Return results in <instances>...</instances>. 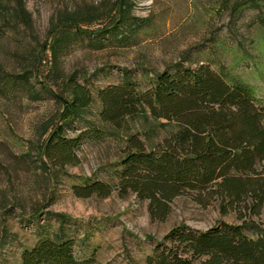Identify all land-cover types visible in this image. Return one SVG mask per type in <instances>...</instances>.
Returning <instances> with one entry per match:
<instances>
[{
	"label": "rangeland",
	"instance_id": "1",
	"mask_svg": "<svg viewBox=\"0 0 264 264\" xmlns=\"http://www.w3.org/2000/svg\"><path fill=\"white\" fill-rule=\"evenodd\" d=\"M114 1L23 0L30 26H17L0 17V66L13 72L36 68L33 81L38 89L44 75L53 76L46 48L55 32L57 14L73 10L105 14L114 8ZM241 2L130 0L133 15L144 23L130 41L109 40L100 49H91L83 41L74 43L59 59V75L77 71L88 78L80 81L92 93L93 119L100 110L97 89L120 82L124 69L145 88L156 72L176 62L194 65L202 60L217 69L224 67L251 84L264 101V27L260 19L264 20V4L241 7ZM103 23L96 21L91 27ZM49 86L61 99L67 97L62 85ZM61 113L65 108L53 98L34 99L22 90L0 91V264H20L22 248L36 242L42 225L56 226L47 219V212L69 217L66 228L76 237V255L94 256L100 264H146L155 241L180 222L200 230L219 220L250 221L264 228V195L262 206L253 211L255 198L249 191L237 199L224 191H186L170 201L164 219L151 217L147 200L120 192L113 164L123 155L128 134L146 138L147 127L135 120L105 125L103 139L85 141L75 151V164L55 172L47 163L45 171L39 134ZM81 127L83 123L67 127L66 135L73 136ZM149 134L157 140L159 130ZM255 169L254 175L264 183V161ZM87 177L109 182L113 191L106 197L75 195L71 185Z\"/></svg>",
	"mask_w": 264,
	"mask_h": 264
},
{
	"label": "trees",
	"instance_id": "2",
	"mask_svg": "<svg viewBox=\"0 0 264 264\" xmlns=\"http://www.w3.org/2000/svg\"><path fill=\"white\" fill-rule=\"evenodd\" d=\"M130 0H115L108 13L73 10L58 13L47 50L53 76L44 75L35 88L36 68L7 71L0 66V91L22 90L34 99L53 98L65 108L57 120L48 121L40 132V152L55 172L75 164V151L89 140L103 139L105 125L125 120L146 126L145 140L127 135L123 155L113 165L116 187L147 200L152 218L164 219L168 204L186 191L216 190L237 199L249 191L255 198L252 210L263 204L264 183L254 175L264 161V101L255 88L224 67L214 68L205 61L194 65L176 62L156 72L150 84L141 88L126 70L121 81L96 91L100 102L97 119L91 118L93 96L82 80L83 73L59 75V59L72 44L83 41L91 49L105 47L109 40L127 44L143 26L133 15ZM264 0H242L260 7ZM0 17L30 26V14L23 0H0ZM261 19L262 27L264 20ZM96 21L101 26L92 28ZM60 82V84H59ZM49 84L62 85L68 95L60 98ZM83 123L73 136L66 128ZM159 130L157 140L149 132ZM79 197H106L113 186L101 179L84 178L72 184ZM225 210L224 208L222 209ZM50 223L43 224L36 242L23 247L20 264H100L94 256L78 257L76 237L66 228L71 220L63 213L47 212ZM50 222V221H49ZM146 264H264V228L250 221H217L205 230L180 222L155 241ZM107 264V263H104Z\"/></svg>",
	"mask_w": 264,
	"mask_h": 264
}]
</instances>
